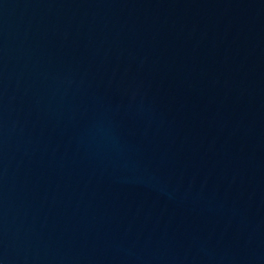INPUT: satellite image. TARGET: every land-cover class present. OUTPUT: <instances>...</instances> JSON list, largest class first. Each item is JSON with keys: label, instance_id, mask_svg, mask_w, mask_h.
Listing matches in <instances>:
<instances>
[{"label": "water", "instance_id": "obj_1", "mask_svg": "<svg viewBox=\"0 0 264 264\" xmlns=\"http://www.w3.org/2000/svg\"><path fill=\"white\" fill-rule=\"evenodd\" d=\"M0 264H264V0H0Z\"/></svg>", "mask_w": 264, "mask_h": 264}]
</instances>
